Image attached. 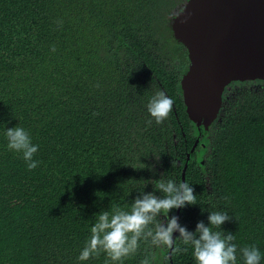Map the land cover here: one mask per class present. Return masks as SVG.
Returning a JSON list of instances; mask_svg holds the SVG:
<instances>
[{"label": "trees", "instance_id": "16d2710c", "mask_svg": "<svg viewBox=\"0 0 264 264\" xmlns=\"http://www.w3.org/2000/svg\"><path fill=\"white\" fill-rule=\"evenodd\" d=\"M183 1L0 0V264H196L190 247L171 255L144 240L121 262L104 252L78 260L97 214L128 210L141 192L160 196L156 180L180 182L186 153L197 204L178 222L194 231L226 212L213 230L235 236L237 264L248 245L264 264V90L227 98L245 84L230 81L207 130L187 119L186 52L169 27ZM157 90L174 100L161 124L147 111ZM17 125L39 146L31 171L7 148Z\"/></svg>", "mask_w": 264, "mask_h": 264}, {"label": "clouds", "instance_id": "9594fccd", "mask_svg": "<svg viewBox=\"0 0 264 264\" xmlns=\"http://www.w3.org/2000/svg\"><path fill=\"white\" fill-rule=\"evenodd\" d=\"M55 50L53 46L51 51ZM173 104L171 97L163 90H157L147 104V111L157 124H161L169 116ZM151 123V119L146 122L147 125ZM4 134L8 141L7 148L22 154L27 169L31 171L37 168L40 162L33 157L39 146L32 143L29 131L17 125L5 130ZM156 191L161 195L141 192L128 210L113 207L111 212L106 210L97 214L96 221L90 228V238L78 260L87 261L104 252L111 261L121 262L134 255L139 242L144 240L150 241L155 247H166L171 250V255L187 252L190 247L196 264H237V245L233 243L235 236L232 233L225 234L222 230H213V227L220 229L232 217L226 212L212 211L207 217V226L199 221L195 230L189 231L178 222L177 216H169L168 213L173 209L197 204V196L191 184L184 180L175 182L171 179H159L156 180ZM161 215L164 219H157ZM91 220L92 217L89 223ZM173 233H179L178 237L174 238ZM239 251L244 264H260L261 252L256 245L244 246ZM151 259L155 260L156 257ZM141 264H151V260L146 256Z\"/></svg>", "mask_w": 264, "mask_h": 264}, {"label": "water", "instance_id": "95a60500", "mask_svg": "<svg viewBox=\"0 0 264 264\" xmlns=\"http://www.w3.org/2000/svg\"><path fill=\"white\" fill-rule=\"evenodd\" d=\"M169 27L186 52L179 78L186 117L207 130L218 119L221 94L230 81H264V0H184L172 12ZM187 159L188 153L181 181Z\"/></svg>", "mask_w": 264, "mask_h": 264}, {"label": "rangeland", "instance_id": "374dc122", "mask_svg": "<svg viewBox=\"0 0 264 264\" xmlns=\"http://www.w3.org/2000/svg\"><path fill=\"white\" fill-rule=\"evenodd\" d=\"M243 81H245V84L241 83L239 85H235L234 87H229L226 90L228 92L226 97L228 98V97L235 96L236 92H238V93H243L244 91L247 92L249 90V88H254V89H257V90H261V91L264 90V83L254 82V83L247 84V82H246L247 80H243ZM157 172L160 174L161 173L160 169H158ZM157 219L163 220L164 217H163V215H161Z\"/></svg>", "mask_w": 264, "mask_h": 264}, {"label": "bare ground", "instance_id": "6f19581e", "mask_svg": "<svg viewBox=\"0 0 264 264\" xmlns=\"http://www.w3.org/2000/svg\"><path fill=\"white\" fill-rule=\"evenodd\" d=\"M172 12V11H171Z\"/></svg>", "mask_w": 264, "mask_h": 264}]
</instances>
